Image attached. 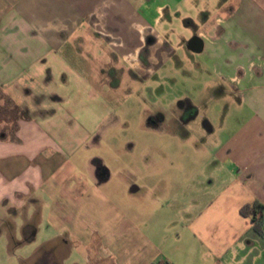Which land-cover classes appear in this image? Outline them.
<instances>
[{
	"label": "crops",
	"instance_id": "obj_1",
	"mask_svg": "<svg viewBox=\"0 0 264 264\" xmlns=\"http://www.w3.org/2000/svg\"><path fill=\"white\" fill-rule=\"evenodd\" d=\"M156 1L0 0V236L11 252L37 246L20 264L45 254L81 264L72 253L82 264H264L254 229L264 220V0H222L195 20L190 0ZM181 52L203 62L209 104L235 94L252 112L214 150L231 180L202 208L177 196L164 203L93 153L118 119L100 89L152 75ZM204 119L202 131L190 119V135L212 136ZM146 182L156 192L160 180ZM255 203L260 211L242 214Z\"/></svg>",
	"mask_w": 264,
	"mask_h": 264
},
{
	"label": "rangeland",
	"instance_id": "obj_2",
	"mask_svg": "<svg viewBox=\"0 0 264 264\" xmlns=\"http://www.w3.org/2000/svg\"><path fill=\"white\" fill-rule=\"evenodd\" d=\"M239 1L232 0L231 3ZM156 2L169 7L173 0ZM220 2L222 0H190L187 13L190 19L195 20L201 10L209 8L215 11ZM165 15V19L169 20L168 10ZM178 23L175 22L173 27L182 33L185 23ZM190 31L193 32V28L190 27ZM248 61L244 60V66ZM204 67L198 56L181 52L152 75L145 77L138 73H128L120 88L99 91L111 102L118 119L111 122L108 136L93 153L110 168L116 163L124 165L130 172L128 178L132 183L137 186L146 184L149 190L152 187L151 193H156L164 203L166 198L177 196L184 200H196L195 203L202 208L201 204L209 195H218L225 183L231 180V176L223 168L214 150L217 151L226 136L238 132L252 117L248 106L238 105L235 94L208 103L210 92L202 72ZM218 93L216 96L220 95ZM190 100L200 106L197 108V118L201 131L204 117L210 115L212 118L215 132L210 138L190 135V123L183 126L179 122L181 108L189 109ZM161 116H164L163 121L160 120ZM152 178L160 180L156 192L146 182ZM114 182L116 184L117 180ZM134 196L138 198V194ZM7 222V219H2L0 225ZM182 232L178 229L171 238L174 239ZM189 243L181 241L180 251L185 252V245ZM36 248V244H31L11 252L7 235L3 233L0 236V264H20L19 258H30ZM67 253V250L60 251L62 256ZM70 257L72 261L84 263V258L78 253H72ZM43 258L44 263L50 256L45 254Z\"/></svg>",
	"mask_w": 264,
	"mask_h": 264
},
{
	"label": "trees",
	"instance_id": "obj_3",
	"mask_svg": "<svg viewBox=\"0 0 264 264\" xmlns=\"http://www.w3.org/2000/svg\"><path fill=\"white\" fill-rule=\"evenodd\" d=\"M261 210V206L258 203H255L253 208H250L249 206H246L242 209V214L246 215V214H250V213H254V212H258ZM254 229L260 234V235H264V220L263 219H259L258 221L255 222L254 225ZM41 261L39 262V264H41V262L44 260V258L40 257ZM42 264H49L48 261H44V263L42 262Z\"/></svg>",
	"mask_w": 264,
	"mask_h": 264
},
{
	"label": "flooded vegetation",
	"instance_id": "obj_4",
	"mask_svg": "<svg viewBox=\"0 0 264 264\" xmlns=\"http://www.w3.org/2000/svg\"><path fill=\"white\" fill-rule=\"evenodd\" d=\"M181 109H182V113L178 117V120L183 126H185L190 123V119H192L194 116L197 115V110L192 107H189V109H185V108L184 109L181 108ZM160 120L163 121L164 116H161Z\"/></svg>",
	"mask_w": 264,
	"mask_h": 264
}]
</instances>
